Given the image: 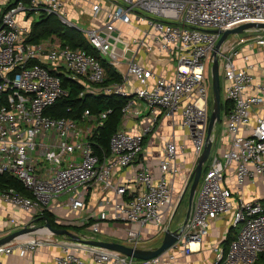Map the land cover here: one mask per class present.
Returning a JSON list of instances; mask_svg holds the SVG:
<instances>
[{"label":"built area","instance_id":"built-area-1","mask_svg":"<svg viewBox=\"0 0 264 264\" xmlns=\"http://www.w3.org/2000/svg\"><path fill=\"white\" fill-rule=\"evenodd\" d=\"M83 4L91 20L79 28L76 23L87 14L80 10ZM42 14L82 32L121 80L105 84L101 61L57 35L30 42L32 22ZM243 23H264V0H0V175L16 178L30 192L0 191V200L21 213L7 218L5 234L30 228L0 245V254L25 256L45 248L49 264H179L201 250L215 220L228 216L224 236L215 231L219 238L215 235L210 244L212 258L206 264H264V195L245 196L249 184L264 179V58H257L264 54V29H249L257 34L247 42L227 36L216 52L223 61L229 106L220 114L219 137L215 131L210 137L211 151L188 216L176 220L174 229L192 174L175 197L186 146L174 138L163 140L155 164L141 159L144 138L170 120L183 130L196 164L209 120L206 65L211 66L221 33ZM61 74L82 85L80 97H128L109 153L97 152L93 141L109 111L86 109L79 120L45 113L67 95ZM135 114L147 117L139 130L124 126ZM134 166L131 177L115 179ZM92 193L97 195L90 207ZM57 208L66 210L59 223L90 222L74 232L82 239H97L108 222L128 223L121 239L133 247L160 241L168 230H176L178 237L159 255L136 259L55 235L37 222ZM239 224L222 247L228 229Z\"/></svg>","mask_w":264,"mask_h":264},{"label":"trees","instance_id":"trees-1","mask_svg":"<svg viewBox=\"0 0 264 264\" xmlns=\"http://www.w3.org/2000/svg\"><path fill=\"white\" fill-rule=\"evenodd\" d=\"M51 35H57L64 44H68L72 47H80L97 57L105 69V84L121 80L119 73L100 56L98 51L88 44L82 32L73 27L62 25V23L54 15L42 14L37 20H34L31 25V32L28 40L30 42H37ZM61 84L65 89H67V95L59 98L54 104L49 106L45 110V113L54 117H65L79 120L83 111L86 109H88L92 114L109 111L103 121V125L99 126L93 135L95 150L97 152L99 150L104 151L106 154L109 153L110 138L121 125V109L128 97L113 94H85L80 97L79 92L83 88L82 85L63 74H61ZM228 106L229 102L227 100H224L223 104L221 102L220 114L228 110ZM145 139L146 137L144 138V141ZM1 190H14L20 194L30 195V192L19 180L7 174L0 175V191ZM45 221L52 227H65L74 232H80L90 224L89 222L86 225L78 226L59 223L56 221L54 215L49 211H45L42 216L38 217L37 220L39 223H43ZM231 231L232 228H229L225 238L221 241V245L224 248L227 246L228 241H230L234 236V233H231ZM260 263L261 261L259 260L255 264Z\"/></svg>","mask_w":264,"mask_h":264},{"label":"crops","instance_id":"crops-1","mask_svg":"<svg viewBox=\"0 0 264 264\" xmlns=\"http://www.w3.org/2000/svg\"><path fill=\"white\" fill-rule=\"evenodd\" d=\"M85 22L86 20H83L82 23L84 24ZM89 24H86V26H89ZM263 55L264 54H260L259 56H257V58L263 59L264 58ZM256 73L257 71H255V74ZM146 121H147V117L144 114H140V115L135 114L134 118L126 120L124 126H126L127 128H131V129L135 128L139 130L143 127ZM173 138L176 140L178 144L183 143L186 146L184 151H182L184 158L186 160V163L184 164L180 173L176 177V186L174 189V194H175V197H177V194H179V191L182 189L183 183L188 181L189 176L195 166L193 155L190 152L188 141L186 140V138H184L183 130L179 128L178 126H173L170 120H162V122L158 125L155 131L150 136H148L147 139H145L141 159L150 164H153V163L155 164V156L160 151L163 140H170ZM134 168L135 166L122 170L120 173H118V175L115 176V179L121 181V180H125L128 177H131L134 172ZM154 171H157V167L155 166H154ZM262 182H264V179L262 180ZM250 187L252 188V186L249 184L248 190L246 191V195H245L247 199L252 197V195L248 193L250 191L249 189ZM96 195L97 194L92 193V195L90 196L88 200V206L91 207L94 205ZM64 198L65 196H61L60 201H63ZM188 208H189V205L187 206L183 217L186 216ZM15 211L21 214L17 208L7 203H4L0 200V237L4 236L6 233L5 231L6 228H4V226H5L7 218L10 215L15 214ZM65 213H66V210L63 208H57L54 210V212H52L55 219H57L58 216H63ZM225 217L227 218V216ZM225 217H223L222 219L219 218L215 220V222L213 223L211 234L204 241V244L202 245L201 250L196 253L189 254L186 257L181 258L179 264H193V263L194 264H206L205 262L211 259L210 244L212 242H215L216 239H214L215 237L214 234H217V232H215L216 231L215 225L218 221H221L220 223H223V226L226 230L227 229L226 228L227 219ZM71 222L72 221H69L64 224H70ZM114 226H116L115 222L114 223L108 222L106 225L104 224L102 227V231L98 235L112 237L113 235L116 234V232H119L117 230L119 226L113 229ZM98 239L105 240L99 237ZM105 241H111V240H105ZM46 251L47 250L45 248H40L39 250L36 251V253L32 254L31 252H29V253H26L25 256H19L17 253L11 254L9 256L0 254V261L4 264H49L46 258ZM199 253H201L200 254L201 259L197 260L196 256L194 255L196 254L198 255Z\"/></svg>","mask_w":264,"mask_h":264},{"label":"water","instance_id":"water-1","mask_svg":"<svg viewBox=\"0 0 264 264\" xmlns=\"http://www.w3.org/2000/svg\"><path fill=\"white\" fill-rule=\"evenodd\" d=\"M251 28L264 29V23H243L233 29L223 31L215 45V50L212 53V63L210 66L212 106L207 124L205 145L196 161V164L193 168L190 177V185L188 188L189 208L186 217L188 216L189 213L190 203L194 195L195 189L197 187L203 165L207 161L211 151L212 144L210 141V137L212 136L216 123H218L220 120V113H221L220 79H219V70H218L219 63L216 56V52L220 49L222 43L227 38V36L231 34H238L246 30H249ZM44 225L55 235H65L74 241L83 242L89 245H94V246L118 251L128 256H132L136 259H144V260L150 259L164 252L177 240L178 237V233L176 230H168L164 233L161 243L158 246L144 248V247L129 246L117 241H105L99 239H82L65 227L55 228L52 227L46 221L44 222ZM29 231L30 228L23 227L8 234H5L4 236L0 237V245L6 244Z\"/></svg>","mask_w":264,"mask_h":264},{"label":"rangeland","instance_id":"rangeland-1","mask_svg":"<svg viewBox=\"0 0 264 264\" xmlns=\"http://www.w3.org/2000/svg\"><path fill=\"white\" fill-rule=\"evenodd\" d=\"M73 4V3H72ZM71 4V5H72ZM107 6V5H106ZM67 8L71 9V6H67ZM80 10L87 13L84 15V18L82 19L81 22H77V26L79 28H84L86 26V24H89L87 21L88 20H91V17L88 15V10H87V6L86 4H83L82 6H80ZM83 20H86V22L83 24ZM62 23V22H61ZM62 25H66L65 23H62ZM67 26V25H66ZM257 34L256 31H244V32H241V33H238V34H235L234 36L232 35H229V37H235V38H239L240 40H242L243 42H247V41H250L252 40L255 35ZM237 49H240L241 48V45H238L236 46ZM219 79H220V98H221V102L223 104L225 98H224V93H223V89H224V83H223V79H222V59L219 60ZM262 73H264V69L261 70ZM206 75H207V79L205 80V87L207 89V93H208V116L210 115V111H211V106H212V96H211V78H210V66H209V63H207L206 65ZM215 133L217 134V136L219 137L220 135V132H221V124H220V121L218 123H216L215 127H214V130ZM212 152H213V149H212ZM202 176H203V172L201 173V176H200V180H199V183L201 182V179H202ZM199 185V184H198ZM250 191L248 192L249 194L251 195H254V194H257V195H260L258 198H261V195L263 196L264 195V182L262 181H258L256 183H254V185H252V188L250 187L249 188ZM194 197V196H193ZM189 205V200H188V190L185 192L184 196L182 197L181 201L179 202V207H178V212H177V215L172 223V229L176 228V226L178 225V222H180L181 220H183V216H184V212L187 208V206ZM15 215H20L18 212L15 211ZM226 218V217H225ZM228 220V216L226 218ZM176 220H178V222H175ZM221 221H218L215 225V230L217 231L218 230V234L220 237L224 236L225 234V228L223 226V223H220ZM71 225H78V226H83V225H86V222L84 220H80L79 218H76L75 220H72V222L70 223ZM116 226L113 227V229H115V227L119 226V228L117 229L119 232H116L115 235H113L112 237H109V236H104V235H96L95 237L98 239L99 238H102V239H105V240H111V241H117V242H121L123 243L122 239H121V235H122V229L124 227H128V223H122V222H118V223H115ZM228 228V226L226 227ZM240 228V224L233 228L231 233H236L238 231V229ZM74 233V231H73ZM214 235H217V234H214ZM217 238L218 235H217ZM161 243V240L159 241V239L157 240H154V241H150V242H145V245L144 247L145 248H149V247H154V246H158L159 244ZM201 253H199L198 255H194L196 256V259L200 260L201 259V256H200ZM200 256V257H199ZM211 258H212V252H211ZM206 263V262H205ZM194 264V263H193Z\"/></svg>","mask_w":264,"mask_h":264},{"label":"bare ground","instance_id":"bare-ground-1","mask_svg":"<svg viewBox=\"0 0 264 264\" xmlns=\"http://www.w3.org/2000/svg\"><path fill=\"white\" fill-rule=\"evenodd\" d=\"M191 247H192L193 249H196V248H197V243H192Z\"/></svg>","mask_w":264,"mask_h":264}]
</instances>
